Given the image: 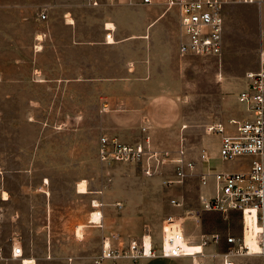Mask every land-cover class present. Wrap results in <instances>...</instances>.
<instances>
[{
  "label": "rangeland",
  "instance_id": "374dc122",
  "mask_svg": "<svg viewBox=\"0 0 264 264\" xmlns=\"http://www.w3.org/2000/svg\"><path fill=\"white\" fill-rule=\"evenodd\" d=\"M64 1L0 0V192H6L0 197V264H26L24 257L31 259L28 264H92L103 236L110 234L122 246L149 234L158 248L170 217L179 219L186 241L200 243L202 235L217 233L219 243L211 250H224L227 235L239 233L238 216L202 209L199 151L204 148L210 158L203 169L245 170V159L217 158L219 136L207 128L243 116L237 94L246 72L258 66L263 9L258 2L225 8L218 56L180 55L173 29L167 30L159 47L148 51L160 87L144 97L140 89L41 82V62L56 65L50 36L67 34L62 20L59 25ZM76 8L83 11L82 5ZM42 11L55 15L43 20ZM86 19L96 26L95 17ZM40 40L48 44L43 58ZM146 53L137 48L127 55L138 62ZM102 134L144 143V160L101 163L96 148ZM181 142L195 168L169 183L176 178L172 158ZM147 163L155 173L145 172ZM14 243L22 246L21 257H11ZM234 260L259 264L255 256Z\"/></svg>",
  "mask_w": 264,
  "mask_h": 264
},
{
  "label": "built area",
  "instance_id": "2783aa9c",
  "mask_svg": "<svg viewBox=\"0 0 264 264\" xmlns=\"http://www.w3.org/2000/svg\"><path fill=\"white\" fill-rule=\"evenodd\" d=\"M142 4H155L165 10L175 9L178 17L177 51L180 55L218 56L223 49V33L225 26V8L235 3H255L258 0H138ZM99 0H91L93 5ZM128 2L131 3V0ZM46 18L45 12L39 14ZM110 33L106 34L109 38ZM238 103L242 107L243 116L231 118L227 124L215 122L207 128L219 136L217 158L231 161L236 158L249 157V165L245 170L227 171L222 168L203 169V162L209 161L204 148L199 151L200 169L197 173L199 181V201L203 210L217 211L227 215L234 212L239 220V233L229 234L225 238L230 244L226 251L207 252L206 247L219 243V235L213 233L202 235L201 248L193 254L182 246L186 239L179 219L172 217L162 224V239L158 248L152 243L150 235H143L140 241L130 239L125 246L114 235H104L99 252L94 256L92 264H118L121 259L139 261L142 258L179 257L191 258L190 264H236V256H255L259 264H264V51H260L258 66L246 72V84L237 94ZM146 117L143 119L145 121ZM147 124L142 129H147ZM146 145L122 142L115 137L102 134L99 137L96 153L101 163L138 162L146 156ZM172 158L175 163V179L181 181L194 171L195 160L186 156V146L181 142ZM168 152H166L167 154ZM147 174L155 173L149 163L144 165ZM211 185L210 193L202 192ZM6 192L0 197L5 199ZM172 203H177L172 199ZM97 213L99 219L100 212ZM92 214V213H91ZM255 224L261 225L257 230ZM148 238V244L146 242ZM247 238L254 239L257 250H251L246 243ZM12 258L21 257L23 248L14 243L11 247ZM210 259L208 260V258Z\"/></svg>",
  "mask_w": 264,
  "mask_h": 264
},
{
  "label": "crops",
  "instance_id": "0c3cea01",
  "mask_svg": "<svg viewBox=\"0 0 264 264\" xmlns=\"http://www.w3.org/2000/svg\"><path fill=\"white\" fill-rule=\"evenodd\" d=\"M128 1L99 0L98 4L93 5L91 0H65L60 11L61 15H59V25L62 26L63 22L67 34L50 36L53 37L50 48L55 53L56 65L45 66L41 62L39 68L42 75L41 82L54 80L77 83L88 88L99 86L107 89L117 87L140 89L143 90L144 97H150L149 93L144 92L149 89H158L160 86L156 81V71L148 51L159 47L158 43L166 36L169 29H173V34L178 41L177 11L175 9L164 10L160 5L142 4L138 0H131V3ZM83 2L87 3V6ZM258 4V9H263L264 20V0H258ZM81 5L83 11L77 10L76 6ZM45 14V19L53 18L55 15L50 11ZM89 17H95V27L90 24V19H86ZM125 23L127 27L121 33V26ZM108 33L110 36L106 38ZM48 35L47 32L41 33V37L44 36L46 39ZM47 47L48 44H44L40 40L39 52L42 58L44 49ZM137 48L147 52V55H143L138 62H135L128 57L127 53L130 50L133 52ZM260 51H264V46H261ZM48 73L50 74L48 75ZM105 99L107 98L105 97ZM146 113L141 114L142 121L145 117L147 118ZM241 159L247 161L245 167L247 169L249 157L236 158L226 162H235ZM211 247L210 245L205 250L213 252ZM128 260L121 259L118 264H131V260ZM190 263L191 258L186 256H157L142 258L135 264Z\"/></svg>",
  "mask_w": 264,
  "mask_h": 264
},
{
  "label": "bare ground",
  "instance_id": "6f19581e",
  "mask_svg": "<svg viewBox=\"0 0 264 264\" xmlns=\"http://www.w3.org/2000/svg\"><path fill=\"white\" fill-rule=\"evenodd\" d=\"M4 195H6V193H5ZM96 217H97V216H96ZM80 227H81V226H78V228H80ZM254 227H255V229L257 230L258 228L261 227V225H259V224H255ZM262 227L264 228V225H263ZM78 228H77V229H78ZM79 230H80V229H79ZM79 234H80V233H79ZM146 242H147V244H148V238H147V236H146ZM246 243L249 245V247H250L251 250H257V245H256L254 239H252V238H247V239H246ZM181 244H182V246L185 248V250L188 251V254H193V253H195L197 250H199V249L201 248V246H200L199 243H191V242L186 241V239L182 240V241H181ZM23 259L25 260L26 264H28V263L31 262V259H30V258L24 257Z\"/></svg>",
  "mask_w": 264,
  "mask_h": 264
},
{
  "label": "trees",
  "instance_id": "16d2710c",
  "mask_svg": "<svg viewBox=\"0 0 264 264\" xmlns=\"http://www.w3.org/2000/svg\"><path fill=\"white\" fill-rule=\"evenodd\" d=\"M213 213L218 215V213H220V212L213 211ZM231 213H232V214H236V213H234V212H231ZM231 213H229V214H231ZM236 215H237V214H236ZM225 246H226V248H224V250H221L220 252L226 251V250L229 248L230 244H227V243H226V240H225Z\"/></svg>",
  "mask_w": 264,
  "mask_h": 264
}]
</instances>
